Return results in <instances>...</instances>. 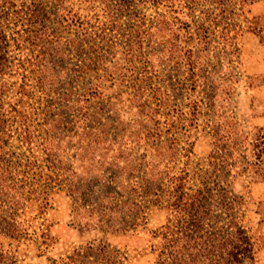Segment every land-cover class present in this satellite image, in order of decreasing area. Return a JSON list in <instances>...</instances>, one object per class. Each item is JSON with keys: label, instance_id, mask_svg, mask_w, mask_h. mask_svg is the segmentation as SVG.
<instances>
[{"label": "rangeland", "instance_id": "rangeland-1", "mask_svg": "<svg viewBox=\"0 0 264 264\" xmlns=\"http://www.w3.org/2000/svg\"><path fill=\"white\" fill-rule=\"evenodd\" d=\"M0 25V264H156L166 225L264 264V0H0Z\"/></svg>", "mask_w": 264, "mask_h": 264}, {"label": "trees", "instance_id": "trees-1", "mask_svg": "<svg viewBox=\"0 0 264 264\" xmlns=\"http://www.w3.org/2000/svg\"><path fill=\"white\" fill-rule=\"evenodd\" d=\"M0 32L3 33L1 25H0ZM119 201V200H117ZM203 206V205H202ZM11 218L13 221L16 222V213H8L6 216L4 212H0V231L4 232L5 234L9 236H18L21 233V227L19 225H14L12 223ZM17 223V222H16ZM185 228L190 227H183L179 230V232L172 229L171 225H166V230L162 232L163 237L165 238V244L163 246V249L161 250L157 263L156 264H213V261L216 262V264H247V258L250 255H247L246 252H249L250 249L247 247H242V245L238 244H232V243H225L223 241L227 240V236L230 234H220L221 237H219L221 244L218 246L216 244L210 243L213 231H210L209 228H205L203 226L197 225L196 229H190L191 232L195 231L196 236H194L191 232H185ZM179 233V234H175ZM238 241H244L247 242V240H250V238L246 235L244 230L238 231ZM208 237V241H206V237ZM205 239L203 241H200L201 239ZM197 240L199 241L196 245H191L193 249H195V256H193V252H186L189 250V247H191L189 242L191 240ZM101 247L97 248L99 250V255L95 258L89 259L90 253H87L84 258L83 254L81 252L75 251L74 255L68 256V263L67 264H99L98 261L101 259L102 261L107 260L109 262L108 264H119L117 261L116 253H118L117 250H112L109 253H106L102 256L103 252L102 249L106 248L103 243H100ZM94 243L90 244V248H94ZM230 245V247H228ZM218 246V248H216ZM221 248V251H228L230 250V254H232V258H224V255L221 256L219 259V254ZM208 250L213 254L214 257H212L211 261H207L203 259L205 255V251ZM251 257V256H250Z\"/></svg>", "mask_w": 264, "mask_h": 264}]
</instances>
